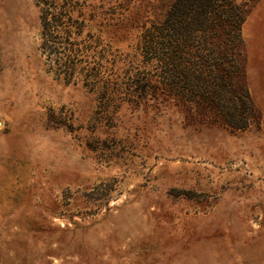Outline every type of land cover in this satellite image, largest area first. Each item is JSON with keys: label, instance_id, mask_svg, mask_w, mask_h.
Returning <instances> with one entry per match:
<instances>
[{"label": "rangeland", "instance_id": "1", "mask_svg": "<svg viewBox=\"0 0 264 264\" xmlns=\"http://www.w3.org/2000/svg\"><path fill=\"white\" fill-rule=\"evenodd\" d=\"M78 1L111 23L82 38L116 61L113 103L54 67L44 3L0 0V264H264V0L226 27L261 115L247 129L127 95L161 73L139 47L170 0Z\"/></svg>", "mask_w": 264, "mask_h": 264}, {"label": "trees", "instance_id": "2", "mask_svg": "<svg viewBox=\"0 0 264 264\" xmlns=\"http://www.w3.org/2000/svg\"><path fill=\"white\" fill-rule=\"evenodd\" d=\"M257 1L170 0L163 27L149 28L140 42L141 55H152L150 58L158 62L161 73L156 78L147 73L143 80L133 81L135 88L127 95L141 96L133 99L135 107L147 102L145 96H173L176 105L182 102L189 110L194 106L204 109L203 119L212 123L234 129L251 126L261 115L250 96L241 54L226 37V27L229 34L238 36L249 8ZM40 2L45 4L41 17L42 48L48 50L60 75L73 84L100 87L96 88L100 89L98 96L111 102L115 98L110 96H121L120 90L110 85L116 61L110 60L103 50L89 52L82 38L85 32L89 38L95 32L99 43L102 33L110 31L111 23L88 13L85 2ZM198 38L203 43L201 47H196ZM119 99L120 104L125 100ZM221 107L224 110L220 111ZM113 115L108 114L110 118Z\"/></svg>", "mask_w": 264, "mask_h": 264}]
</instances>
